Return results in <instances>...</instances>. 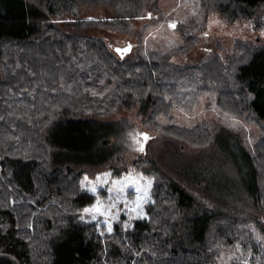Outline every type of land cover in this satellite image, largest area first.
Instances as JSON below:
<instances>
[{"label":"trees","instance_id":"trees-1","mask_svg":"<svg viewBox=\"0 0 264 264\" xmlns=\"http://www.w3.org/2000/svg\"><path fill=\"white\" fill-rule=\"evenodd\" d=\"M158 2L0 0V264H264V42L238 39L224 55L179 63L176 52L116 53L84 33L133 36L130 22L153 18ZM201 5L204 19L186 29L209 14L264 26V0ZM93 8L105 15H83ZM204 96L259 127L254 151L225 124L172 122L174 108ZM130 105L152 131L141 163L153 202L108 233L82 219L96 201L82 182L117 159V120L106 118Z\"/></svg>","mask_w":264,"mask_h":264},{"label":"rangeland","instance_id":"rangeland-1","mask_svg":"<svg viewBox=\"0 0 264 264\" xmlns=\"http://www.w3.org/2000/svg\"><path fill=\"white\" fill-rule=\"evenodd\" d=\"M157 7L158 10L152 12L153 18L143 17L130 22V28L135 34L133 36L98 28L88 29L84 33L104 37L116 53H121L117 49L121 50L128 45H132L133 50L138 49L140 44L144 51L176 52L172 60L179 63L183 62L185 56L189 57L191 63H198L208 59L214 53L224 55L227 51L233 50L234 43L238 39L264 42V26L257 27L250 20L230 23L222 19L219 14H209L207 20L202 23V29L198 31L186 29V26H192L193 23L198 25L204 19L201 0H159ZM83 15L101 17L105 15V11L102 8L87 9ZM173 22L176 23L175 27L171 25ZM146 25H150L151 28L144 33ZM65 29L74 32L71 27L67 26ZM141 30L143 36L140 42L136 33ZM182 30H187L191 36L195 37L192 45L187 46ZM182 46L183 49H180ZM195 99L193 104L189 103L192 106L173 109L171 116L174 124L186 128H192L202 121L225 124L241 132L248 147L254 151L255 143L261 136L257 125L246 123L232 113L223 112L218 108L213 96ZM106 120H117L113 124V130L120 136V141L116 144L120 152L118 151V157L109 169L89 172L84 176L82 185L91 193H93L91 189L96 188L93 194L96 195V201L99 200L104 208H107L109 203L116 205L111 210V215L116 216V219L109 218V223L112 225L111 232H113L114 225L118 221L122 222L125 229H129L134 219L147 217L146 205L153 202L151 190L155 179L144 172L141 157L145 155V152L149 154L148 151L154 146V142L148 139V144L143 145V137L150 136L152 131L143 123V116L136 105L122 107L119 112ZM114 172L117 173L113 174ZM224 179L220 182L227 190L228 182ZM137 189H139L138 192ZM136 197H139V201ZM96 201L87 208L95 206ZM137 203L140 205L138 208H136ZM132 208H136V211H129ZM92 215L94 214H86L83 211L82 219L93 222ZM104 220L105 217L97 215L95 221L102 225ZM106 232H108L107 228ZM243 262L250 264L249 260H243Z\"/></svg>","mask_w":264,"mask_h":264},{"label":"snow or ice","instance_id":"snow-or-ice-1","mask_svg":"<svg viewBox=\"0 0 264 264\" xmlns=\"http://www.w3.org/2000/svg\"><path fill=\"white\" fill-rule=\"evenodd\" d=\"M172 27H175V25H172ZM118 52H120V49H117ZM145 139H147V137L145 136ZM85 180H87V177H85ZM91 191L93 193L96 192V188L93 187L91 189ZM121 191H123V189H121ZM137 192L139 191V189L136 190ZM137 201H139V197H136ZM140 205L139 203H137L136 208H138ZM116 205L114 203H109L107 208H104V206L101 204V202L99 200L96 201L95 206L91 207V208H85L84 212L86 214H94L92 215V220L95 221L97 219V215L101 216V217H105V220L103 221L105 227L107 228V231L109 233H111L112 231V225L111 223H109V218L110 219H116V216L111 215V210L113 208H115ZM136 208H132L129 211L135 212Z\"/></svg>","mask_w":264,"mask_h":264},{"label":"water","instance_id":"water-1","mask_svg":"<svg viewBox=\"0 0 264 264\" xmlns=\"http://www.w3.org/2000/svg\"><path fill=\"white\" fill-rule=\"evenodd\" d=\"M171 25H175V26H176V23L173 22ZM131 49H132V45H128L126 48L121 49L120 52H121V53H127V52H130ZM145 136L147 137V139H145ZM145 136L143 137V145H144V146L146 145V143H147V141H148V139H149V136H147V135H145Z\"/></svg>","mask_w":264,"mask_h":264}]
</instances>
